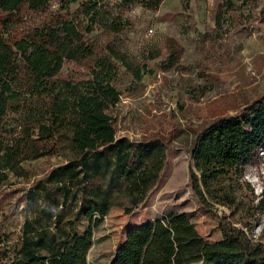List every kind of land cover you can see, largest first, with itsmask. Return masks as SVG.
Listing matches in <instances>:
<instances>
[{
    "label": "trees",
    "instance_id": "16d2710c",
    "mask_svg": "<svg viewBox=\"0 0 264 264\" xmlns=\"http://www.w3.org/2000/svg\"><path fill=\"white\" fill-rule=\"evenodd\" d=\"M162 2L0 0V218L16 203L23 213L17 231L0 223V264H88L92 226L122 206L119 193L128 194L130 213L157 188L180 130L118 137L113 110L121 69L140 79L162 49L174 63L182 54L172 38L140 57L124 46L133 10L156 11ZM257 6L213 0V26L200 40L221 45ZM222 98L209 103L208 119L188 125V185L204 210H226L218 217L220 239L206 241L189 218L172 212L130 229L108 264H264V184L255 193L245 178L264 163V91L231 113ZM52 156L62 162L4 211L8 180H29L24 164ZM80 218L90 222L82 234L74 229Z\"/></svg>",
    "mask_w": 264,
    "mask_h": 264
},
{
    "label": "rangeland",
    "instance_id": "374dc122",
    "mask_svg": "<svg viewBox=\"0 0 264 264\" xmlns=\"http://www.w3.org/2000/svg\"><path fill=\"white\" fill-rule=\"evenodd\" d=\"M76 5L71 4V9ZM212 7L213 0H163L156 11L137 7L131 13L135 23L124 38V46L131 54L140 57L145 48L163 47L169 38L182 48V54L174 63L168 50L162 49L157 58L148 62L140 79L121 69L116 83L120 101L113 110L116 135L140 139L157 132L167 134L172 127L180 132L167 152L166 169L157 188L141 208L126 213L130 206L128 194L121 192L117 201L122 206L110 207L100 224L92 226L88 264H108L116 245L130 229L172 212L189 218L206 241L221 237L218 217L226 210H204L188 185L193 139L188 125L197 127L208 119V105L219 97H224L225 109L231 113L264 91V15H259L264 0H258L243 27L230 30L222 44L213 48L200 40L203 32L213 26ZM61 162L58 156L26 162L24 167L33 176L29 180H8L3 188L9 192L4 211L13 207L16 197L35 178ZM245 178L259 193L264 184V163L248 168ZM20 208L16 203V210L4 212L0 223L17 231L23 220ZM89 224L87 218H80L75 232L82 234Z\"/></svg>",
    "mask_w": 264,
    "mask_h": 264
},
{
    "label": "built area",
    "instance_id": "2783aa9c",
    "mask_svg": "<svg viewBox=\"0 0 264 264\" xmlns=\"http://www.w3.org/2000/svg\"><path fill=\"white\" fill-rule=\"evenodd\" d=\"M263 152L261 151L260 154H262Z\"/></svg>",
    "mask_w": 264,
    "mask_h": 264
}]
</instances>
